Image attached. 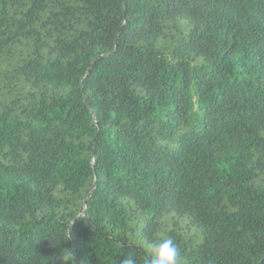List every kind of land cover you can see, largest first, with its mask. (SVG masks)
Segmentation results:
<instances>
[{"label": "trees", "instance_id": "trees-1", "mask_svg": "<svg viewBox=\"0 0 264 264\" xmlns=\"http://www.w3.org/2000/svg\"><path fill=\"white\" fill-rule=\"evenodd\" d=\"M166 237L264 264V0H0V264Z\"/></svg>", "mask_w": 264, "mask_h": 264}, {"label": "clouds", "instance_id": "clouds-1", "mask_svg": "<svg viewBox=\"0 0 264 264\" xmlns=\"http://www.w3.org/2000/svg\"><path fill=\"white\" fill-rule=\"evenodd\" d=\"M120 264H137V261L132 255H128ZM146 264H182L180 248L172 237L154 239L149 245Z\"/></svg>", "mask_w": 264, "mask_h": 264}]
</instances>
